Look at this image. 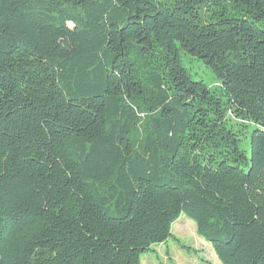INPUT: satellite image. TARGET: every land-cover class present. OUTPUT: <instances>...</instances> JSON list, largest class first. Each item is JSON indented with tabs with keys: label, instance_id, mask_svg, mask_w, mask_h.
Returning <instances> with one entry per match:
<instances>
[{
	"label": "trees",
	"instance_id": "1",
	"mask_svg": "<svg viewBox=\"0 0 264 264\" xmlns=\"http://www.w3.org/2000/svg\"><path fill=\"white\" fill-rule=\"evenodd\" d=\"M180 215L264 264V0H0V264H141Z\"/></svg>",
	"mask_w": 264,
	"mask_h": 264
},
{
	"label": "rangeland",
	"instance_id": "2",
	"mask_svg": "<svg viewBox=\"0 0 264 264\" xmlns=\"http://www.w3.org/2000/svg\"><path fill=\"white\" fill-rule=\"evenodd\" d=\"M178 53L181 64L192 78L214 90L218 83L210 67L198 57L182 50ZM240 148L249 157V135L241 137ZM171 227L172 237L163 244L152 246L150 252L141 256V264H221L211 244L196 233L192 220L180 215Z\"/></svg>",
	"mask_w": 264,
	"mask_h": 264
},
{
	"label": "crops",
	"instance_id": "3",
	"mask_svg": "<svg viewBox=\"0 0 264 264\" xmlns=\"http://www.w3.org/2000/svg\"><path fill=\"white\" fill-rule=\"evenodd\" d=\"M171 229H172V227H171Z\"/></svg>",
	"mask_w": 264,
	"mask_h": 264
}]
</instances>
